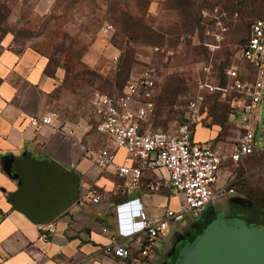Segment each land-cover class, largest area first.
I'll return each instance as SVG.
<instances>
[{
    "label": "rangeland",
    "instance_id": "1",
    "mask_svg": "<svg viewBox=\"0 0 264 264\" xmlns=\"http://www.w3.org/2000/svg\"><path fill=\"white\" fill-rule=\"evenodd\" d=\"M203 11L209 16L204 18ZM217 19L228 27L218 49L211 51L189 39L200 22L214 27ZM258 19H264V0H0V42L10 36L17 51L38 52L54 83L51 103L58 116L90 125L96 124L93 96L120 93L150 63L159 90L146 131L177 132L185 94L198 92L201 84L219 87L223 90L205 92L210 128H198L195 140L203 142L216 130L230 147L237 132L229 113L239 101L233 98L227 70L238 64L243 80L254 73L247 63L233 62L232 56ZM201 38L211 43V36ZM155 46L165 53L154 54ZM256 121L257 143L263 150L264 104ZM227 183L235 194L219 195L206 206L202 218L225 201L248 202L264 216V151L221 170L217 187ZM251 213L257 222L258 214Z\"/></svg>",
    "mask_w": 264,
    "mask_h": 264
},
{
    "label": "crops",
    "instance_id": "2",
    "mask_svg": "<svg viewBox=\"0 0 264 264\" xmlns=\"http://www.w3.org/2000/svg\"><path fill=\"white\" fill-rule=\"evenodd\" d=\"M12 41L7 36L0 42V264H125L105 252L113 238L134 234L138 227H120V212L163 218L168 210H181L167 171L146 172L135 190L121 194L126 178L103 173L95 164L94 154L110 146L107 138L96 124L58 116L43 58L32 48L17 51ZM45 115H54L51 126L31 124L33 116ZM200 127L210 128L198 125L194 139ZM209 141L227 144L216 130L203 142ZM115 153L118 165H138L125 150ZM157 182L164 185L151 191L148 184ZM92 186L107 198L79 204ZM215 220L206 214L198 221L188 216L174 222L147 264H177ZM50 223L54 232L42 233L40 227Z\"/></svg>",
    "mask_w": 264,
    "mask_h": 264
},
{
    "label": "built area",
    "instance_id": "3",
    "mask_svg": "<svg viewBox=\"0 0 264 264\" xmlns=\"http://www.w3.org/2000/svg\"><path fill=\"white\" fill-rule=\"evenodd\" d=\"M203 17L209 12L203 11ZM237 15V14H236ZM216 26V27H215ZM215 29L203 20L195 35L189 36L195 44L203 45L211 51L219 48L228 27L217 19ZM112 26L107 27L111 31ZM201 35L211 36V43L203 41ZM154 54H164L165 50L155 46ZM118 56L114 59L118 60ZM233 62L250 65L254 73L249 80H243V73L234 63L227 70V77L233 83V98L239 101L231 110L230 119L236 126L237 135L231 147L214 142H199L194 139L198 125L206 120L205 92L222 91L219 87L201 84L196 93H187L183 97V116L180 128L175 133L151 132L144 129L145 123L156 111L158 81L155 69L151 66L141 75L131 78L118 94L96 93L91 101L96 119L97 131L105 136L110 146L94 154L96 166L103 173L126 178L125 189L121 194L131 193L142 182L146 172L165 170L169 175V188L181 201L180 212L168 210L163 218H155L144 211L138 215L132 212H120V227H130L138 223L134 234L121 239L113 238L106 246V254L125 264H147L156 242L163 237L170 226L185 217L198 221L206 206L216 198L235 189L218 188L217 179L221 170L230 164H238L244 158L261 150L257 143L256 115L260 105L264 104V19L256 20L251 26L244 45L235 50ZM54 115L33 116L31 124L42 129L51 126ZM125 150L128 157L138 162L137 166L118 165L115 162L116 150ZM162 182L150 183L151 191L158 190ZM107 198L97 186H92L82 197L93 204H100ZM53 223L40 227L42 233L54 232ZM104 233L108 230L103 229ZM42 235L45 238L46 235ZM136 248V253H133Z\"/></svg>",
    "mask_w": 264,
    "mask_h": 264
},
{
    "label": "water",
    "instance_id": "4",
    "mask_svg": "<svg viewBox=\"0 0 264 264\" xmlns=\"http://www.w3.org/2000/svg\"><path fill=\"white\" fill-rule=\"evenodd\" d=\"M177 264H264V226L221 216L182 251Z\"/></svg>",
    "mask_w": 264,
    "mask_h": 264
},
{
    "label": "flooded vegetation",
    "instance_id": "5",
    "mask_svg": "<svg viewBox=\"0 0 264 264\" xmlns=\"http://www.w3.org/2000/svg\"><path fill=\"white\" fill-rule=\"evenodd\" d=\"M250 205L248 202H244L241 204L231 203L229 201H225L220 204L215 210L207 213L208 217H212L213 219H218L223 216L228 220H244L249 225H258L260 226L264 221V216L260 213H256V209ZM252 207V208H251ZM258 214V221H252L253 213ZM255 216V215H254Z\"/></svg>",
    "mask_w": 264,
    "mask_h": 264
},
{
    "label": "trees",
    "instance_id": "6",
    "mask_svg": "<svg viewBox=\"0 0 264 264\" xmlns=\"http://www.w3.org/2000/svg\"><path fill=\"white\" fill-rule=\"evenodd\" d=\"M258 20H260V19H258ZM207 114V113H206ZM230 114H231V111H230V113H229V121H230ZM207 117V116H206ZM208 117H207V119L205 120V121H203L202 122V124L203 125H205V126H208L209 127V124H208ZM260 226H264V221L262 222V224L260 225ZM206 228H208V227H206ZM205 230V229H204ZM201 235H202V233H200V235H198L193 241H192V244L193 243H195L200 237H201Z\"/></svg>",
    "mask_w": 264,
    "mask_h": 264
}]
</instances>
